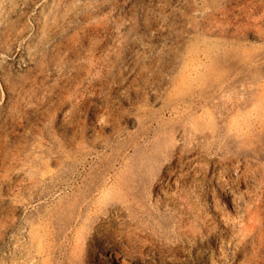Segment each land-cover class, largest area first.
<instances>
[{"label": "rangeland", "instance_id": "374dc122", "mask_svg": "<svg viewBox=\"0 0 264 264\" xmlns=\"http://www.w3.org/2000/svg\"><path fill=\"white\" fill-rule=\"evenodd\" d=\"M147 263L264 264V0H0V264Z\"/></svg>", "mask_w": 264, "mask_h": 264}, {"label": "bare ground", "instance_id": "6f19581e", "mask_svg": "<svg viewBox=\"0 0 264 264\" xmlns=\"http://www.w3.org/2000/svg\"><path fill=\"white\" fill-rule=\"evenodd\" d=\"M115 212H116V211H115ZM116 213H117V212H116ZM118 216H119V215H118ZM119 217H120V216H119ZM116 221H117V220H116ZM116 221H115V222H116ZM110 222H111V221H110ZM105 223H107V222H105ZM117 223H118V222H117ZM108 224H109V223H108ZM110 224H111V223H110ZM102 225H103V227H104V224H102ZM102 225H101V226H102ZM105 226H106V225H105ZM108 226H109V225H108ZM108 226H107V227H108ZM114 226H115V225H114ZM117 226H118V225H117ZM103 227H102V228H103ZM109 227H110V226H109ZM116 228H117V227H116ZM120 228H121V227H120ZM106 229H107V228H106ZM104 230H105V229H104ZM122 230H123V228H122ZM102 231H103V230H102ZM112 231H113V229H112ZM109 232H111V231H109ZM109 232H108V233H109ZM115 232H116V231H115ZM119 233H120V232H119ZM98 234L100 235V233H98ZM123 234H124V233H123ZM102 235H105V234H104V231H103ZM106 236H107V234H106ZM106 236H105V237H106ZM112 236H113V235H112ZM115 236H116V235H115ZM120 236H121V235H120ZM123 236H125V235H123ZM107 237H108V236H107ZM117 237H118V235H117ZM103 238H104V237H103ZM115 238H116V237H115ZM121 238H122V237H121ZM96 239H97V236H96ZM107 239H109V238H107ZM99 240H100V239H99ZM103 240H104V239H103ZM115 240H116V239H115ZM115 240H114V243H115ZM105 241H106V240H105ZM116 241H117V240H116ZM120 241H122V240H120ZM129 241H130V240H129ZM96 242H97V241H96ZM110 242H111V241H110ZM104 243H106V242H104ZM101 244H102V243H101ZM117 244H118V243H117ZM120 244H121V243H120ZM120 244H119V245H120ZM94 245H95V244H94ZM97 245H98V244H97ZM113 245H114V244H113ZM121 245H123V244H121ZM107 246H108V244H106V247H107ZM127 246H128V245H127ZM95 247H96V245H95ZM97 247H98V246H97ZM103 247H104V246H103ZM118 247H119V246H118ZM98 248H99V247H98ZM116 248H117V246H116ZM119 248H120V247H119ZM125 248H126V247H125ZM125 248H124V249H125ZM103 249H104V248H103ZM124 249H123V250H124ZM99 250H101V249H99ZM121 250H122V249H121ZM129 250H130V249H129ZM101 251H102V250H101ZM111 251H112V250H111ZM111 251H110V252H111ZM124 251H125V250H124ZM97 252H98V251H97ZM112 252H113V251H112ZM126 252H128V251H126ZM129 252H130V251H129ZM129 252H128V253H129ZM99 253H100V252H99ZM93 254H94V253H93ZM129 254H130V253H129ZM114 255H115V256H113V257H117L116 259H118L119 254H117L116 251H115V254H114ZM120 256H122V255L120 254ZM150 257H151V256H150ZM150 257H149V258H150ZM152 257H153V256H152ZM129 258H130V257H129ZM121 259H122V258H121ZM153 261H154V260H153ZM132 262H133V261H132ZM117 263H118V262H117ZM126 263H127V262H126ZM147 264H148V263H147ZM154 264H155V263H154Z\"/></svg>", "mask_w": 264, "mask_h": 264}]
</instances>
